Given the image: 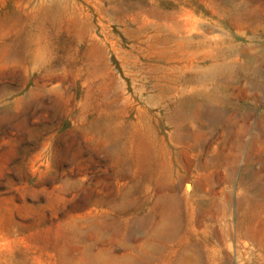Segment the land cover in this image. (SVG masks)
<instances>
[{
  "label": "rangeland",
  "instance_id": "rangeland-1",
  "mask_svg": "<svg viewBox=\"0 0 264 264\" xmlns=\"http://www.w3.org/2000/svg\"><path fill=\"white\" fill-rule=\"evenodd\" d=\"M147 1L0 0V264H264V0H188L205 59L140 46L168 22L116 8ZM164 196L170 241L150 237Z\"/></svg>",
  "mask_w": 264,
  "mask_h": 264
},
{
  "label": "bare ground",
  "instance_id": "bare-ground-1",
  "mask_svg": "<svg viewBox=\"0 0 264 264\" xmlns=\"http://www.w3.org/2000/svg\"><path fill=\"white\" fill-rule=\"evenodd\" d=\"M172 1L174 2V4L177 5V8L172 11H161L154 8L152 6L153 4L151 3V0L144 2V4L135 3L128 5L126 7H117L116 11L122 14L123 13L129 14L131 11H133L134 15L140 18L138 23H140L141 26L145 25L144 23L146 21V18L149 17L150 14H154L157 17H159L161 20H165L168 22L166 24L156 23L155 26L152 28V30L145 34H142L145 32V30L142 31L141 29L142 27H138L134 31V40L138 44H140V46L151 43L152 46H154L155 48L157 47L159 51L158 52L156 51V53L157 56H160L159 58H161V56H163L164 54L171 55V53H174V51H176L175 49H180L179 50L180 52L184 53L187 56H190V58L191 56L192 58L196 57L200 59L208 58L210 56L209 48L201 47L200 49L199 40L197 38L193 39L191 36L194 32H198L200 30V27L196 20H192L189 17L190 16L189 8L191 7L188 3V0H182L181 2H179V0H172ZM41 13L43 15L42 17L49 22L59 21L60 20L59 18H61V15L63 14L61 12L60 6L52 1H50L48 5H46V7L43 8V11H41ZM203 41H207V40L205 39ZM212 55L213 56H211V58L213 60L215 59L219 60L221 53L217 51L214 52ZM148 70L149 72L155 74V77L158 81L163 80L167 75L166 70L163 69L161 66L149 68ZM198 72L200 74L207 75L204 73V70L202 69H199ZM193 90L199 94L208 93V91H206L207 89L202 86H200L199 88H194ZM182 92L183 91H181L180 93ZM134 138L139 144V147L136 150L139 151L140 157H142L141 158L142 161L145 162L144 164L148 167L155 160L157 161L158 152L155 149H152L150 146L151 145L150 135L142 134L138 129H136V131L134 132ZM161 166H164V163H162ZM176 207L177 205L174 199L168 196L159 198L156 201V203L153 204L151 211L156 212L158 210V215L160 216V223L159 225H157V227H155L152 230V233L150 234L151 238L170 241L178 235V232H176V226H177ZM155 249L156 247L154 246L151 247L152 251H154ZM187 258L190 257L188 256L184 258V260H187ZM184 260H182L181 258L178 264H183L182 262ZM104 261L105 258L102 257V255L100 254L93 256L88 254L86 257V264H105V263L110 264L107 261L106 262ZM124 261H126L125 258H121L120 260L115 261L114 263L111 264H126L127 262Z\"/></svg>",
  "mask_w": 264,
  "mask_h": 264
}]
</instances>
